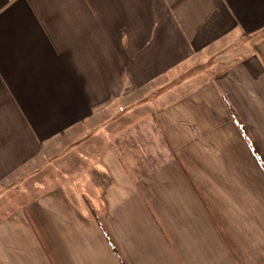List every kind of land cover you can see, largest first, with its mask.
<instances>
[{
    "label": "crops",
    "instance_id": "1",
    "mask_svg": "<svg viewBox=\"0 0 264 264\" xmlns=\"http://www.w3.org/2000/svg\"><path fill=\"white\" fill-rule=\"evenodd\" d=\"M123 263L264 264V0H0V264Z\"/></svg>",
    "mask_w": 264,
    "mask_h": 264
},
{
    "label": "trees",
    "instance_id": "2",
    "mask_svg": "<svg viewBox=\"0 0 264 264\" xmlns=\"http://www.w3.org/2000/svg\"><path fill=\"white\" fill-rule=\"evenodd\" d=\"M109 239V238H108ZM109 241L111 242V240L109 239ZM112 243V242H111ZM112 246H113V248H114V250L117 252V250H116V248H115V246H114V244L112 243ZM124 264V263H123Z\"/></svg>",
    "mask_w": 264,
    "mask_h": 264
}]
</instances>
